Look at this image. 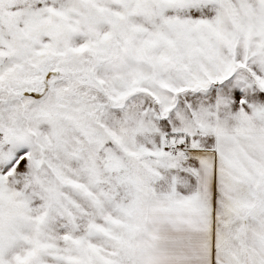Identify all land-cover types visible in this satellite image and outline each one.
I'll return each instance as SVG.
<instances>
[{
	"label": "snow or ice",
	"instance_id": "snow-or-ice-1",
	"mask_svg": "<svg viewBox=\"0 0 264 264\" xmlns=\"http://www.w3.org/2000/svg\"><path fill=\"white\" fill-rule=\"evenodd\" d=\"M0 264H264V0H0Z\"/></svg>",
	"mask_w": 264,
	"mask_h": 264
}]
</instances>
